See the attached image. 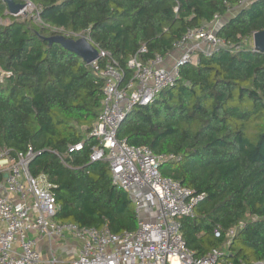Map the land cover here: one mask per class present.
I'll return each instance as SVG.
<instances>
[{
	"label": "trees",
	"instance_id": "trees-1",
	"mask_svg": "<svg viewBox=\"0 0 264 264\" xmlns=\"http://www.w3.org/2000/svg\"><path fill=\"white\" fill-rule=\"evenodd\" d=\"M14 1H29L36 15L10 14L0 0V148L11 157L33 149L28 169L51 184L55 220L107 225L112 233L136 229L137 216L128 192L111 184L108 162H89L103 78L48 37L85 36L110 53L124 82L132 76L130 56L146 62L166 55L187 28L229 16L216 34L240 47L181 66L177 82L135 106L116 136L172 154L161 174L205 194L193 216L180 217L196 257L223 249L230 264L264 259V53L248 44L264 30V0H249L234 14L242 0ZM80 141L81 150L68 152Z\"/></svg>",
	"mask_w": 264,
	"mask_h": 264
},
{
	"label": "built area",
	"instance_id": "built-area-1",
	"mask_svg": "<svg viewBox=\"0 0 264 264\" xmlns=\"http://www.w3.org/2000/svg\"><path fill=\"white\" fill-rule=\"evenodd\" d=\"M248 2L242 0L230 11ZM222 17L215 14L211 21L187 28L166 55H155L146 62L130 56L127 66L132 76L124 82L123 71L110 53L88 39L98 50V57L86 64L103 78L101 110L89 132L97 145L91 149L89 162H108L111 184L128 192L137 227L112 233L107 225L95 228L55 220L58 206L51 184L45 175L33 176L28 169L35 155L33 149L28 147L11 157L7 149L0 148V264H63L57 259L52 241L69 238L80 246L64 264H230L223 249H212L196 257L187 248L180 217L193 216L194 207L205 194L161 174V164L174 156L155 154L145 145H132L116 136L120 123L135 106L151 104L160 91L177 82L181 66L198 65L202 57L222 48L240 47L217 36ZM62 35L73 39L83 36L73 32ZM248 44L252 47V38ZM82 148L80 141L69 146L68 152ZM234 232L233 228L227 235L232 237ZM215 233L219 235L218 231ZM37 237L48 241L45 260L37 247ZM249 264H264V259Z\"/></svg>",
	"mask_w": 264,
	"mask_h": 264
},
{
	"label": "water",
	"instance_id": "water-1",
	"mask_svg": "<svg viewBox=\"0 0 264 264\" xmlns=\"http://www.w3.org/2000/svg\"><path fill=\"white\" fill-rule=\"evenodd\" d=\"M7 5L8 12L17 15L26 6V4L16 3L14 0H4ZM49 41L57 40L65 48L77 54L85 63H90L98 57V50L88 41L85 36L77 39L66 38L63 35H54L48 37ZM252 48L254 51L264 53V30L255 31L252 34Z\"/></svg>",
	"mask_w": 264,
	"mask_h": 264
},
{
	"label": "crops",
	"instance_id": "crops-1",
	"mask_svg": "<svg viewBox=\"0 0 264 264\" xmlns=\"http://www.w3.org/2000/svg\"><path fill=\"white\" fill-rule=\"evenodd\" d=\"M36 239H37V247L42 253L43 260H45L47 258L46 249L48 247V241L46 240V238H42V237H37ZM59 242H62V241H58V240L52 241V245L54 246V248L56 245L59 244ZM67 245L69 246V248H67ZM79 246H80L79 242L69 238L66 240V243L63 247H59V248L57 247L55 251L61 252V255L65 257L64 260L61 261L64 264L65 262H67L68 260H70L72 257H74L77 254V252L79 251ZM68 254L70 255L68 256ZM42 264H45V263H42Z\"/></svg>",
	"mask_w": 264,
	"mask_h": 264
},
{
	"label": "rangeland",
	"instance_id": "rangeland-1",
	"mask_svg": "<svg viewBox=\"0 0 264 264\" xmlns=\"http://www.w3.org/2000/svg\"><path fill=\"white\" fill-rule=\"evenodd\" d=\"M26 7H25V9H24V12L23 13H20V16H23V17H26V16H28V15H36V10H35V6L32 4V3H30L29 1H27L26 2ZM235 9H237V8H235ZM235 9L234 10H232L231 12L234 14V12H235ZM228 18H229V16H227V15H225V16H223L222 18H221V20L218 22V26L219 25H221L222 23H224V22H226L227 20H228ZM47 240V239H46ZM60 241H62V242H59V244L58 245H56L55 246V249L58 247H63L64 245H65V243H66V241H63V240H60ZM67 248H69V246L67 245ZM57 254H56V256H57V259L59 260V261H63L64 260V258L65 257H63V255H61V252H56ZM70 254H68V256H69Z\"/></svg>",
	"mask_w": 264,
	"mask_h": 264
}]
</instances>
